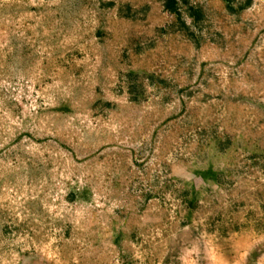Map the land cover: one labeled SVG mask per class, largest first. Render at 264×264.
<instances>
[{"label": "rangeland", "instance_id": "rangeland-1", "mask_svg": "<svg viewBox=\"0 0 264 264\" xmlns=\"http://www.w3.org/2000/svg\"><path fill=\"white\" fill-rule=\"evenodd\" d=\"M0 0V264H264V0Z\"/></svg>", "mask_w": 264, "mask_h": 264}, {"label": "trees", "instance_id": "trees-1", "mask_svg": "<svg viewBox=\"0 0 264 264\" xmlns=\"http://www.w3.org/2000/svg\"><path fill=\"white\" fill-rule=\"evenodd\" d=\"M165 8L180 15V0H164Z\"/></svg>", "mask_w": 264, "mask_h": 264}]
</instances>
